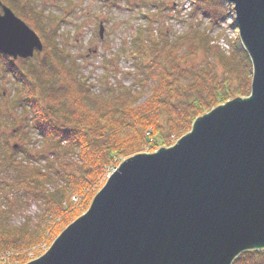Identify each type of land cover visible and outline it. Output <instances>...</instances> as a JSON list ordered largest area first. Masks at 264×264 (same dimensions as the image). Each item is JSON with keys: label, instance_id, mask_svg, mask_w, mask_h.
Returning <instances> with one entry per match:
<instances>
[{"label": "water", "instance_id": "water-1", "mask_svg": "<svg viewBox=\"0 0 264 264\" xmlns=\"http://www.w3.org/2000/svg\"><path fill=\"white\" fill-rule=\"evenodd\" d=\"M227 1L252 66L249 95L196 117L173 145L123 159L24 264H232L264 249V0ZM0 9V52L41 51L35 31Z\"/></svg>", "mask_w": 264, "mask_h": 264}, {"label": "trees", "instance_id": "trees-1", "mask_svg": "<svg viewBox=\"0 0 264 264\" xmlns=\"http://www.w3.org/2000/svg\"><path fill=\"white\" fill-rule=\"evenodd\" d=\"M2 1L22 16L18 15L43 44L41 53L24 60L22 69L0 54L4 71L20 86L13 94V104L30 109L29 124L40 134L32 153L25 149L24 158L12 156L9 164L17 184L32 190L43 212L41 222L32 226L28 222L9 224V205L0 210V260L7 263H26L30 259L25 252L41 241L49 246L60 230L87 210L104 175L120 159L169 146L188 133L196 117L250 93L252 66L247 54L238 59L225 53L192 23L197 11L209 13L216 0H194L191 22L182 34L172 38L160 31L154 39H137L139 54L133 50L131 54L140 74L134 79L139 87L119 85L106 93H96L48 40L35 8L25 6L20 13L14 4L19 0ZM201 51L211 60L187 65ZM217 64L223 80H217ZM71 154L77 159H70ZM33 155L42 157L44 165H34ZM232 264H264V249L244 251Z\"/></svg>", "mask_w": 264, "mask_h": 264}, {"label": "rangeland", "instance_id": "rangeland-1", "mask_svg": "<svg viewBox=\"0 0 264 264\" xmlns=\"http://www.w3.org/2000/svg\"><path fill=\"white\" fill-rule=\"evenodd\" d=\"M193 1L19 0L17 4L14 1V4L20 13L25 12V6L35 8L42 18L41 23L48 34V40L57 45L63 57L72 63V67L93 86L96 93H106L108 88L114 89L119 85L139 87L134 80L140 78L132 57L139 54L135 49V41L154 39L160 31L172 38L182 34L191 22L189 13L196 7ZM210 7L207 14L203 13L204 9L197 11L192 23L199 26L210 37L209 40L219 45L225 53H233L242 59L246 52L238 36L232 4L227 0H216ZM17 15L21 16L19 13ZM132 50L134 54H131ZM143 58L147 60V54L143 53ZM207 58L210 59L204 52H198L196 57L188 60L187 65H199ZM24 60L18 57L13 63L22 69ZM220 71L217 64V80L225 78L220 75ZM19 88L14 77L4 71L0 60V210H6L9 205V211L6 212L9 224L28 222L36 226L41 222L42 205L32 190L17 184L14 169L9 164L10 157L24 158L25 149L32 153L31 150L40 143V134L29 124L30 109L16 106L12 102L13 94ZM33 156L30 161L34 165H44L42 157ZM70 159L77 158L71 154ZM101 184L99 189L104 182ZM49 246L41 241L25 253L31 261ZM7 262L6 259L0 260V264H18Z\"/></svg>", "mask_w": 264, "mask_h": 264}]
</instances>
